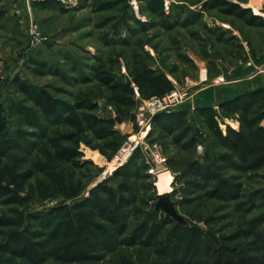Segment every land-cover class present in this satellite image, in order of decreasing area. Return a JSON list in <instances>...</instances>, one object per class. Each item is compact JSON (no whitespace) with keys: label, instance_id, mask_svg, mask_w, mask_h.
<instances>
[{"label":"rangeland","instance_id":"rangeland-1","mask_svg":"<svg viewBox=\"0 0 264 264\" xmlns=\"http://www.w3.org/2000/svg\"><path fill=\"white\" fill-rule=\"evenodd\" d=\"M34 1L0 3L6 10L0 22V93L8 121L0 153L3 164L17 173L35 170L20 189V202L0 200V245L10 232L21 231L32 240L47 242L53 254L32 263L0 251V264H65L57 256L67 243L66 223L79 207L90 205L92 197L106 199L105 193L95 191L104 181L115 187L127 181L131 186L133 202L125 210L127 229L120 234L96 212L110 247L97 263L75 264H119L122 257L149 264L157 258L154 250L137 243L134 235L144 223L166 215L155 209L160 193L157 176L166 169L173 177L171 199L185 217L188 235L196 228L212 248L225 243L256 254L250 241L254 231L264 233V167L243 168L247 152L235 146L233 132H244L243 114L227 104L236 96L215 105H186L198 97L199 90L212 85L245 84L253 79L258 88L264 87V27L248 25L224 12L218 0H162V12L159 0H53L52 8L34 6ZM226 1L264 17V0ZM32 24L39 27V39ZM98 71L133 87L136 104L126 108L122 121L116 120L118 112L107 100L111 91L97 78ZM138 71L167 79L173 88L189 94L170 111H163L160 121L153 119L144 138L163 158L159 167L140 147L122 165L114 160L119 148L143 130L137 120L138 103L154 95L147 86L138 87L134 81ZM17 78L60 98L57 113L46 116L29 94L19 90ZM84 100L97 106L77 107ZM240 101L250 103L248 116L255 120V128L258 123L264 126V119L256 120L264 112V89ZM86 113L113 117V134L98 138L89 129L79 132L96 148L81 139L78 147L84 155L77 158L79 164L53 163L50 138L76 132L66 119ZM62 143L74 146L68 140ZM52 174L62 181L71 179L79 191L73 196L56 193ZM224 178L242 184L239 199L211 195ZM40 181L47 197L40 194ZM175 223L165 226L160 240L171 239Z\"/></svg>","mask_w":264,"mask_h":264},{"label":"trees","instance_id":"trees-1","mask_svg":"<svg viewBox=\"0 0 264 264\" xmlns=\"http://www.w3.org/2000/svg\"><path fill=\"white\" fill-rule=\"evenodd\" d=\"M33 4L34 6L43 8H52L54 2L53 0H37ZM218 4L222 5L224 12L237 16L248 25L264 27V17L255 14L252 9L226 0H218ZM159 9H161L160 12L163 11L162 0H159ZM5 15L6 10L0 7V22ZM97 78L110 89L111 95L107 97V100L115 106L118 116L121 119H125L126 108L136 104V101L133 99L134 91L131 83L115 82L101 71L97 72ZM15 81L19 90L29 94L35 105L46 116L57 113L62 104L60 98L51 94L45 88L35 90L30 84L19 78ZM134 81L141 90L147 86L152 93L154 92V95H162L173 89L171 81L158 76H150L143 71H138L134 74ZM260 88L264 89V87H259L247 90L238 94L234 97V100L227 103L231 110H241L243 114L242 124L244 132H233L235 135V146L242 147L247 152L245 157L242 158L243 168L247 171H255L264 167V126L258 123V127L255 128V120L250 119L248 116L250 103L243 105L240 100L244 97L249 98ZM96 106V103L86 100L77 105V107L81 108H95ZM201 108H199L200 112L205 107ZM164 113H157L154 116V122L160 121L164 117ZM262 119H264V112L256 120L260 122ZM115 121L113 117L101 118L98 115L87 113L82 114L81 117L79 115L68 117L66 122L74 126L76 132L50 138V144L55 150L52 157L53 163L72 162L79 164L80 161L77 158L84 155L83 151L79 150L78 147L80 140L83 139L88 146H91V141L87 136L80 138L78 136L79 132H85L86 129H89L96 137L104 138L113 134ZM7 131L8 121L0 93V138L7 136ZM63 140L73 142L74 146L69 147L64 145L62 143ZM91 147L93 149L96 148L95 146ZM39 168L44 170V167ZM34 174L35 170L33 169L19 173L15 172L9 165L3 164L0 153V200L20 202V189ZM52 176L53 187L57 188L55 190L56 193L73 196L79 191L78 187H74L75 184L71 179L62 181L59 177L54 176V174ZM39 188L41 196L47 197V189L41 181L39 182ZM96 190L105 193L106 199L100 200L97 197H92L90 205L79 207L74 217L66 223L67 229L63 236L67 240V243L62 252L57 256L65 264L97 263L104 258L102 251L110 247V238L104 226L96 221V212L104 220L111 222L120 234H123L127 229L125 222L127 213L125 210L126 206L133 202V199L129 196L132 191L129 183L127 181L121 182L118 184V187H115L104 181L97 184ZM241 190L242 184L240 182L231 183L224 178L213 189L211 195L223 200H236L241 197ZM174 221L172 217L164 215L157 221L144 223L135 231L134 237L137 238L136 242L154 250V254L157 256L149 264H264V233L261 231H254V239L250 241V245H252L251 250L256 252L253 255L250 252L248 253L244 248L225 243L212 248V245L203 241L202 236L197 232L196 228L191 230L190 235H188L185 222L175 221V228L171 239L168 241L160 240L165 226ZM188 236L189 241L186 240ZM0 251L25 257L32 263L43 262L48 256L53 254L48 249L47 242L32 240L21 231L10 232L7 235L6 241L0 245ZM119 264L143 263L122 257Z\"/></svg>","mask_w":264,"mask_h":264},{"label":"built area","instance_id":"built-area-1","mask_svg":"<svg viewBox=\"0 0 264 264\" xmlns=\"http://www.w3.org/2000/svg\"><path fill=\"white\" fill-rule=\"evenodd\" d=\"M34 37L39 39L40 30L37 24H32ZM223 80V78H218ZM136 94L139 95L138 87H136ZM187 92H182L177 88L162 94L153 95L147 100H143L138 103L137 106V120L140 127L143 129L137 139H130L128 142L123 144L117 153L115 154L114 160L117 165L125 163L137 148H141L152 160L155 162L154 167H159L162 164L163 158L159 153L154 150L148 143L144 141L148 130L151 127L152 120L157 113L163 111H170L172 107L180 104L186 96Z\"/></svg>","mask_w":264,"mask_h":264},{"label":"crops","instance_id":"crops-1","mask_svg":"<svg viewBox=\"0 0 264 264\" xmlns=\"http://www.w3.org/2000/svg\"><path fill=\"white\" fill-rule=\"evenodd\" d=\"M258 88V83L252 79L245 84H221V85H212L203 90L198 91V97L193 101H189L190 107L195 106H206V105H215L221 101L231 99L238 94L245 92L247 90H252ZM264 124V121H263Z\"/></svg>","mask_w":264,"mask_h":264},{"label":"water","instance_id":"water-1","mask_svg":"<svg viewBox=\"0 0 264 264\" xmlns=\"http://www.w3.org/2000/svg\"><path fill=\"white\" fill-rule=\"evenodd\" d=\"M116 120L122 121L118 115L116 116ZM171 194L169 192L158 193L155 209L164 211L166 215L172 217L177 222H185V217L179 213L175 202L171 199Z\"/></svg>","mask_w":264,"mask_h":264},{"label":"bare ground","instance_id":"bare-ground-1","mask_svg":"<svg viewBox=\"0 0 264 264\" xmlns=\"http://www.w3.org/2000/svg\"><path fill=\"white\" fill-rule=\"evenodd\" d=\"M131 138L132 139H136L135 135H132ZM96 154H97V152L94 153V156ZM95 158H98V156H95ZM157 178H158L157 185H158L159 192L160 193H165V192L172 193V190H173V187L171 186L172 185V179H173L172 173L169 172V170H167V169L166 170H161L158 173Z\"/></svg>","mask_w":264,"mask_h":264}]
</instances>
